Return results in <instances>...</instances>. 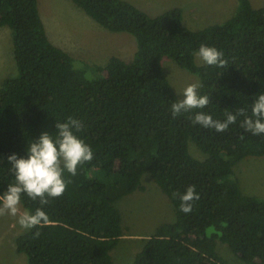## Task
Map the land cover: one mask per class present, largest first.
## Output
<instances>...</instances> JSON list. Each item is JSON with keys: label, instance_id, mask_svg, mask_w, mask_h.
<instances>
[{"label": "trees", "instance_id": "obj_1", "mask_svg": "<svg viewBox=\"0 0 264 264\" xmlns=\"http://www.w3.org/2000/svg\"><path fill=\"white\" fill-rule=\"evenodd\" d=\"M71 1L103 29L134 38L136 51L129 62L112 57L92 66L50 41L39 0H0V29L12 32L16 66L0 86V195L14 182L7 157L27 158L28 144L54 135L56 122L81 120L77 135L94 153L77 175L65 172L67 190L43 209L49 223L19 236L18 253L27 264H114L111 251L124 236L116 203L143 190L150 174L175 220L161 224L131 264H228L218 242L244 264H264V198L245 195L234 175L245 158L264 157V136L239 122L224 133L194 125L199 109L173 118L179 98L162 65L171 59L200 78L199 94L211 100L202 111L214 119L240 107L250 113L264 93V5L238 0L229 20L193 31L181 8L150 16L126 0ZM201 44L222 51L227 67L198 65L193 52ZM190 142L204 160L191 155ZM190 185L200 199L185 214L173 193ZM21 205L40 207L27 196Z\"/></svg>", "mask_w": 264, "mask_h": 264}, {"label": "rangeland", "instance_id": "obj_2", "mask_svg": "<svg viewBox=\"0 0 264 264\" xmlns=\"http://www.w3.org/2000/svg\"><path fill=\"white\" fill-rule=\"evenodd\" d=\"M126 1L150 16L181 8L184 26L193 31L229 20L238 7V0ZM250 2L254 8L264 5V0ZM39 7L50 41L75 59L102 67L106 66L112 57L126 62L132 60L136 51L134 38L125 33H112L103 29L71 0H39ZM196 63L204 64L197 58ZM162 65L179 99H183L178 94L182 93L187 85H201L199 77L182 69L171 59L164 58ZM15 73L12 32L8 27H4L0 29V86ZM189 151L198 160L206 158L193 142L189 143ZM234 175L245 195L264 198V157L245 158L234 167ZM142 184L143 190L116 203L122 215L124 236L111 251L114 264H131L156 229L163 223H172L175 220L171 201L150 174L144 176ZM25 232L18 225L17 218L0 217V264H27L26 256L18 253L16 247L17 238ZM217 251L228 264H244L221 242L217 244Z\"/></svg>", "mask_w": 264, "mask_h": 264}, {"label": "clouds", "instance_id": "obj_3", "mask_svg": "<svg viewBox=\"0 0 264 264\" xmlns=\"http://www.w3.org/2000/svg\"><path fill=\"white\" fill-rule=\"evenodd\" d=\"M193 55L209 66L227 67L224 53L216 47L201 44ZM200 88L199 83H192L178 94L183 99L171 103L173 118L199 109L201 111H196L191 117L194 125L224 133L230 126L239 122V127L245 132L264 136V93L254 97L250 113L247 107L225 110L224 119L221 120L214 119L211 114L202 111L211 100L207 95L198 94ZM55 126L57 132L54 135L44 132L37 141L28 144L27 158L18 157L16 154L7 157L14 182L0 195V217L17 218L18 225L25 231L49 223V216L43 209L51 200L60 198L67 190L71 181L65 179V172L72 176L77 175L78 167L90 162L94 156L91 146L77 135L83 129L81 120L68 117L64 122H56ZM24 196L38 201L40 207L34 211L22 208ZM173 197L179 198L180 211L185 214L191 213L194 203L200 199L195 185L188 186L184 193H173ZM40 234L36 231L34 236L38 238Z\"/></svg>", "mask_w": 264, "mask_h": 264}]
</instances>
